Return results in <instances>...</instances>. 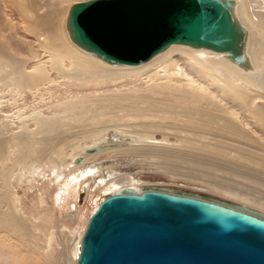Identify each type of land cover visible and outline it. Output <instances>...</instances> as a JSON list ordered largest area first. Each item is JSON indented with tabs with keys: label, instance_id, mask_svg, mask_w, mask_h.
I'll use <instances>...</instances> for the list:
<instances>
[{
	"label": "rangeland",
	"instance_id": "1",
	"mask_svg": "<svg viewBox=\"0 0 264 264\" xmlns=\"http://www.w3.org/2000/svg\"><path fill=\"white\" fill-rule=\"evenodd\" d=\"M48 1L64 9L65 17L69 7L77 2ZM235 2H242L254 24L260 22V15L264 16V0ZM20 15L10 1L0 0V37L7 34V41L10 42L7 47L11 48L8 51L26 43L32 48L33 55L42 58L40 62L47 65L48 58L40 51L35 36L25 32ZM21 55V64L24 61L26 65H23L28 69L40 64L34 62V58L30 60L29 53ZM206 56L215 57L212 53ZM171 58L187 69L183 59L186 57L175 54ZM63 66L70 70L69 64ZM0 67L3 68H0V142L4 147L0 160V209L7 205V211L12 208L20 221L19 225L8 221L4 225L0 221V264H75L77 243L83 236L89 217L107 194L121 189L131 188L140 192L144 187L166 188L211 197L264 214V172L257 170V162L236 158L233 151H229L225 158L186 152L182 150L178 137L191 139L194 136L191 131L188 134L189 130L186 131L183 124L169 122L163 112L144 110L133 116L126 112L130 97H153L156 101L164 97L166 103H189L192 97H196L193 91H207L210 94L212 88L206 85L210 88L207 89L192 72L186 73L194 82H200L198 86L204 85L206 90L194 88V85L180 78L174 82L163 78L133 82L102 79L80 82L68 78L63 80L58 73L51 71L49 77L53 83L46 86L50 91L43 89L28 94L8 91L7 62L0 59ZM99 67L105 69L102 65ZM248 91L263 97L256 105L264 107V92L255 88ZM167 92L170 93L165 96ZM214 94L212 96L215 97ZM183 96L184 99L180 101L178 98ZM217 97L222 106L230 107ZM229 107L227 109L236 112ZM145 115L148 116L144 118ZM46 119L60 123L55 137L59 138L54 141H46L43 138L48 140V137L35 134L37 122ZM239 121L247 129L249 125H245V118L240 116ZM249 128L251 126L247 130L257 140L258 147L262 146L264 150L262 134ZM143 134L150 138L139 137ZM123 137L135 141L125 148L108 149L93 155L83 154L97 144L116 142ZM201 139L198 138L197 143L210 141L212 143L209 145H215L218 142ZM41 143L62 146L61 152L56 154L55 149L47 150L42 159L30 162V158H26L23 166L14 162L15 156H27V153L17 152L19 145L27 148L36 145L35 149L39 150ZM169 147L175 149L177 156L185 158V161L166 160L163 163L159 155L165 152L160 151ZM35 155L31 152L32 157ZM78 155L85 157L84 163L68 169L70 160ZM88 169H92V173L81 177ZM68 181L76 183L68 185Z\"/></svg>",
	"mask_w": 264,
	"mask_h": 264
},
{
	"label": "water",
	"instance_id": "2",
	"mask_svg": "<svg viewBox=\"0 0 264 264\" xmlns=\"http://www.w3.org/2000/svg\"><path fill=\"white\" fill-rule=\"evenodd\" d=\"M235 7V0H80L65 30L79 50L113 67L140 66L184 46L223 54L247 72L248 32ZM75 264H264V214L166 188L121 189L89 217Z\"/></svg>",
	"mask_w": 264,
	"mask_h": 264
},
{
	"label": "bare ground",
	"instance_id": "3",
	"mask_svg": "<svg viewBox=\"0 0 264 264\" xmlns=\"http://www.w3.org/2000/svg\"><path fill=\"white\" fill-rule=\"evenodd\" d=\"M8 1H10L11 4H13L16 9H18L19 14H21L20 16L22 17V21L25 25V32L35 36L34 38L37 39V44L40 48V51L48 58L47 65L41 63L40 61L42 58L40 59L35 56V54L33 55L32 48L27 46L26 43L25 45L16 44L17 49L8 51L11 48L8 49L7 47V44L10 43L7 41V34L0 37V59L4 60V63L7 62V80L9 82L7 85L8 91H23L24 93L28 92V94L37 93L43 89L44 91H50V88L46 86L53 83L49 77L51 71L58 73L59 77H61L63 80H65L64 78H68L69 80L76 79L77 81L85 80L87 82L91 79H102L103 81L129 80V82H133L138 79H148V81H153L155 79L163 78L168 82H174L177 78H180L182 80L188 81L191 83V85H194V88L197 89L201 87L204 89L207 85L208 87L212 88L210 89L206 86L207 89L212 90V92L210 91L211 93L209 94L207 91H193V96L196 97H192L189 103H168L169 101L166 103L164 101V97L160 101L154 100L155 98L153 99V97H130L128 99L130 106L126 109V112L132 116L139 114L144 110L163 112L170 120L169 122L175 121L178 122V124H183L182 127H186V131L189 130L188 134L191 131L192 135L194 136L191 139H182L181 136L180 139V137H178L179 135L177 136L179 138L178 140H180V146L183 148L182 150L186 152L190 151L194 153L195 151L201 154H210L219 158H225L228 156L229 151H233V154L235 153L234 157L237 156L236 158L243 159L248 162H257V170L264 172V150H262V146L258 147L257 140H255L253 135L247 130L248 127L251 126V129H254L264 137V107H259L256 105V102H258L259 99H263V97L248 91L251 88H255L264 92V16L260 15V22L258 24H254L252 20H250L248 12L245 9V6L242 5V2L241 4H236V16L248 32L246 54L252 67V70L250 71L245 72L239 69L237 66L231 64L225 59V55L223 54L213 53L207 50H194L184 46H172L165 52L153 57L147 63L140 66L113 67L100 61L99 59L85 54L70 42L68 34L65 30L66 15H64V9L61 10L58 6L52 4L48 0ZM78 1L80 0H77V2ZM37 10L44 11L41 13L37 12ZM39 13H41V15H39ZM4 28L7 31V24H5ZM0 33L2 32L0 31ZM1 41L3 44H1ZM23 53H29V59L33 60L34 58V62H39L40 64L34 65L32 68L28 69L24 66L26 65L24 61V65L21 64V54ZM207 53H212L215 55V57L212 56L213 58H207ZM175 54H180L186 57L183 58L184 64L187 65L186 70L180 67V65L174 62V60H172L171 57ZM65 64H69L70 70H66L64 68L63 65ZM99 65L104 66L102 68L105 69L101 70ZM48 69H50V71ZM187 71L192 72L201 83L205 84V86H198L197 84L200 82H197L196 80L195 84V82L192 80L193 78L190 79V77L187 75ZM204 90H206V88ZM213 91L217 93L219 98L223 100L222 103L229 104L230 107L235 109L237 113L234 112V110L227 109L229 107L228 105L227 108L222 106L220 103L221 100L219 101L217 95L214 94ZM168 93L170 92L164 93L165 96ZM212 93L215 95V97L212 96ZM178 99L182 101L184 96L179 97ZM141 105L143 106L141 107ZM245 111L246 114H243ZM239 113L242 119L245 118V125L246 123L249 125L247 126V129L241 125L244 123H240V116L238 115ZM147 116L145 115L144 118ZM53 121H48V119L39 120L37 122L38 127L35 130V134H37L39 137H48V140L43 138L46 141H54L58 139V136V138L55 137L58 130L60 129V123L58 124L57 122ZM186 131L185 133H187ZM139 137L150 138L145 134L140 135ZM198 138H208L215 140V142L218 141V145L215 143V145L210 144V146L209 143H212L210 141L208 143L206 142L199 144L197 143ZM127 139L128 141L120 142L122 144L119 147H107L106 149L99 152L114 148H125L128 147L131 142L135 141L133 138ZM37 140H40V138ZM54 144L55 143H41L39 145V150L35 149L36 145H33L30 148L24 147V145H19V149H16L17 152L19 151V153H27V156H15L14 162L17 163V165L20 164L23 166V164L26 163V158H30V162L42 159L46 156L45 153L47 150L50 149H55V153L59 154L61 152L62 146H54ZM31 152L36 155L32 157ZM99 152H95L93 154H97ZM160 152H165L162 155H159V159H161L163 163L166 160H175L177 162L180 161V163L181 161L182 163L185 161V158L182 159V157H178L177 151L175 149H171V147L163 149ZM182 152L183 151H181L180 154H182ZM3 153L4 147L0 142V160L2 159L1 156ZM83 154L93 155L86 154L85 151ZM184 155L185 154L182 156ZM76 157H82L83 161L80 164H74L73 161ZM76 157L70 160V167L69 165L67 166L68 169L84 163L85 157L83 155H78ZM91 171L92 169H88V171L84 172V175L81 177L87 176L88 174L92 173ZM68 183V185H74L76 182L68 181ZM0 221L3 222L4 225H7V221L15 225L20 224V221L12 208H9L7 211V205L4 209H0ZM79 247L80 242L77 243L78 254Z\"/></svg>",
	"mask_w": 264,
	"mask_h": 264
}]
</instances>
